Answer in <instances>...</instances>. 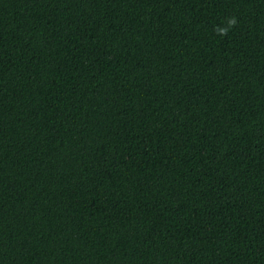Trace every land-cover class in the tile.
Returning a JSON list of instances; mask_svg holds the SVG:
<instances>
[{
    "label": "trees",
    "instance_id": "trees-1",
    "mask_svg": "<svg viewBox=\"0 0 264 264\" xmlns=\"http://www.w3.org/2000/svg\"><path fill=\"white\" fill-rule=\"evenodd\" d=\"M0 264H264V0H0Z\"/></svg>",
    "mask_w": 264,
    "mask_h": 264
},
{
    "label": "clouds",
    "instance_id": "clouds-1",
    "mask_svg": "<svg viewBox=\"0 0 264 264\" xmlns=\"http://www.w3.org/2000/svg\"><path fill=\"white\" fill-rule=\"evenodd\" d=\"M231 23H235V20L233 19ZM225 30H221V33L224 34Z\"/></svg>",
    "mask_w": 264,
    "mask_h": 264
}]
</instances>
